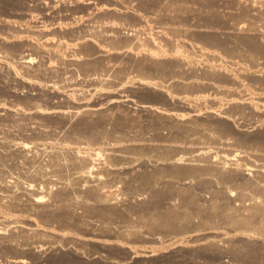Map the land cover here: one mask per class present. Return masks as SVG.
<instances>
[{"label":"rangeland","instance_id":"1","mask_svg":"<svg viewBox=\"0 0 264 264\" xmlns=\"http://www.w3.org/2000/svg\"><path fill=\"white\" fill-rule=\"evenodd\" d=\"M238 1L0 0V55L34 56L20 71L8 68L0 56V264H264V219L252 216L260 224L253 219L248 228L256 231L244 227L247 234L240 225L237 233L225 219L231 209L233 215L248 213L245 199L254 190L246 188L245 199H234L229 189L244 188V178L255 179L257 173L243 176L224 167L210 178L198 161L223 150L253 148L254 139L264 137V56L236 42L253 28L264 44V0ZM113 21L118 24L112 26ZM150 33L168 51L179 44L198 60L170 53L151 60L146 51L124 50L127 41L151 47ZM61 38L76 39L78 45L62 49ZM37 43L45 46L38 49ZM214 63L219 68L211 71L208 65ZM206 74L222 80L204 82ZM21 140L35 143L36 150L13 144ZM80 141L108 150L101 160L113 162L103 171L113 199L93 196L92 179L85 187L77 185L69 162L57 166L44 201L20 194L22 180L39 182L35 174L56 170L49 163L59 154L71 155L68 148ZM179 157L194 161L177 163ZM175 166L186 174L172 177ZM190 166L199 174H189ZM72 184L80 197L75 192L74 197ZM83 198L87 205L79 203ZM5 205L14 212L8 211L10 216L22 212L24 218H3ZM167 211L179 214L175 228L152 225ZM33 219L60 231L49 235L48 225L30 230ZM63 228L69 235L61 234ZM18 257L25 262L11 261Z\"/></svg>","mask_w":264,"mask_h":264},{"label":"bare ground","instance_id":"2","mask_svg":"<svg viewBox=\"0 0 264 264\" xmlns=\"http://www.w3.org/2000/svg\"><path fill=\"white\" fill-rule=\"evenodd\" d=\"M241 3H243L242 1H245V0H239ZM238 1V2H239ZM253 2H257L258 0H252ZM256 7V6H255ZM250 9V8H249ZM242 23V22H241ZM118 23H116V22H111V25L112 26H114V25H117ZM238 24H240V23H238ZM134 31V30H133ZM248 31H249V34H247V35H241V36H238V38L236 39L237 41V44L239 45H241L243 48H245V49H247V51L246 52H254V53H257V54H259V55H262V56H264V44L263 43H260L259 42V40H258V36L257 35H255V33H253L254 31H253V28L251 29V28H249L248 29ZM252 33H251V32ZM109 32H113L114 33V31H109ZM113 33H110L109 34V36L110 37H112V39H113ZM251 34H254V35H251ZM90 36H92V37H95L94 36V34L93 35H90ZM136 42H138V41H140V38L139 37H137V35H136ZM61 39H63V41H59V45H61V47L62 46H64V47H70V46H73V45H75V44H77V42L75 41V40H73V41H64V38H61ZM60 39V40H61ZM205 40H208V38H204ZM49 40V39H48ZM80 40V39H79ZM149 40H150V43L152 44V46L151 47H148V48H141L142 47V44H138V45H133L132 44V41H127L126 42V45H125V48H124V50H132V53H133V51H135V52H139V51H146V54H148V57H150V59L151 60H155V59H157L158 60V58L159 57H161V56H163V55H165V54H168V53H170V55H171V57H176V56H178L179 58L181 57V58H185V59H188V58H190V59H192V60H194V61H196V58H197V55H192L190 52H188V50H186V49H184L183 47H182V45H179V44H176V45H174V48H172L170 51H168L167 49H165L164 48V45L160 42V41H158L157 40V38L155 37V36H153L151 33H150V37H149ZM79 43V42H78ZM48 44V43H47ZM39 44L37 43V45H35V46H37V48L38 49H40L41 47H44V46H41V45H39ZM49 45V44H48ZM54 45H56V44H54ZM58 45V46H59ZM78 45V44H77ZM239 45V46H240ZM41 46V47H40ZM57 47V46H56ZM36 48V47H35ZM36 48V49H37ZM51 48V47H50ZM83 48V47H82ZM37 49V50H38ZM47 49V48H46ZM62 49H63V47H62ZM62 49H60V50H62ZM85 49V48H84ZM105 49V48H104ZM43 50H44V48H43ZM50 50V49H49ZM167 50V51H166ZM232 50V49H231ZM230 50V51H231ZM55 51H59V49L57 50V49H55ZM86 51V50H85ZM91 51V50H90ZM228 52H229V50H228ZM6 53V52H5ZM62 53V52H61ZM60 53V54H61ZM85 53V55L86 54H88L89 53V51H87V53L86 52H82V54H84ZM91 53V52H90ZM231 53H233V52H231ZM57 54V53H56ZM134 54H136V53H134ZM79 55V54H78ZM81 55V54H80ZM174 55V56H173ZM1 56V60L5 63V64H7V66H8V68H11V69H15V70H19V67L21 66V64H22V62H33L34 61V56L32 57L31 55H27V56H23V57H21V58H18V60H16V59H12V57L11 56H7V54L6 55H0ZM10 57V58H9ZM18 57V56H17ZM20 57V56H19ZM77 57V56H76ZM166 57V56H165ZM168 57V56H167ZM177 58V57H176ZM197 60H198V58H197ZM153 62V61H152ZM156 62V61H155ZM88 63V62H87ZM138 64H140L141 66L143 65V64H141V63H138ZM137 64V65H138ZM155 64V63H154ZM139 65V66H140ZM226 65V64H225ZM140 66V67H141ZM227 66H228V64H227ZM225 67L224 69L225 70H229L230 68H229V66L228 67ZM52 67V66H51ZM139 67V68H140ZM144 67V66H143ZM142 67V68H143ZM139 68L137 67V69L139 70ZM208 68L211 70V71H214L215 69H218L219 68V66H218V64L216 63H214V64H209L208 65ZM141 69V68H140ZM14 71V70H13ZM20 71V70H19ZM15 73H17L16 71H15ZM140 75V74H139ZM210 77V78H207V77ZM134 78H137L138 79V81H140V82H142V83H147V81H146V77L144 76L143 77V75L142 76H135ZM130 79V78H129ZM128 79V80H129ZM136 79V80H137ZM148 80V79H147ZM222 80V78H221V76H216V74H212V75H210V74H206L205 76H204V82H214V81H221ZM203 81V80H202ZM127 82V81H126ZM237 85H238V87H239V85L241 86V85H245L243 82H238L237 83ZM244 86H241V88H243ZM197 96H200V95H197ZM195 98H196V96H194ZM215 98H216V96H215ZM152 107V106H151ZM155 109V108H154ZM155 110H157V111H164L163 109H158V108H156ZM221 112H219L218 111V109L217 110H215V114H220ZM170 114H173V115H175V116H177V117H179V116H183V115H181V114H177V113H170ZM230 117H233V115H229V118ZM234 119L232 118V121H233ZM229 125V124H228ZM227 126V125H226ZM226 126H224V128L222 127V129H230V127H226ZM230 126V125H229ZM232 127V126H231ZM221 129V130H222ZM231 130V129H230ZM229 130V131H230ZM222 131H224V130H222ZM225 131H228V130H225ZM228 131V132H229ZM14 140V139H13ZM15 141V140H14ZM104 141V140H103ZM107 141V140H106ZM254 141H255V146L253 147V148H245V149H241V147H239V148H235V149H232V151H224L223 150V154H215V156H213L212 157V159H208V158H205V159H207V160H205V159H201V157L199 158V159H201V160H198L199 162H202V164H201V167H203V168H199V169H203V170H205V172L203 173V174H206V175H209V177H210V175L211 176H216V175H220L221 174V170L224 168V167H226V169H227V167L228 168H231L233 171H237V172H239V174L241 175L242 173L244 174L246 171V175H252V172H255V173H257L255 176H257L255 179H253L252 177V179H250V177L249 178H247L246 176V180H245V178H244V180L243 181H245V184L243 183L242 184V186H245L244 188L242 187L241 188V186H239L240 187V190H239V192L237 193V191L238 190H236L235 192H234V190L233 189H229V191H230V196H235L234 197V199L236 198V197H240V198H242V199H245V193H244V190L246 189V188H248V189H250V190H254V192H257L256 194H258V195H256V196H252L253 195V193H252V195H248L249 197H247L245 200L246 201H250L249 202V205H247V206H245V209L243 208V210L245 211V210H247L248 211V213L247 214H245V215H236V214H232V213H234L233 212V210L231 209V211H232V213H230L231 211H229V213H226L225 214V219H226V221H228V223H230V224H233V226L231 225V227H233L234 228V225H240V227L242 228V230H243V228L245 227V229L246 230H248L249 228L248 227H251V226H253V219H254V217H252V216H259V217H262L263 219H264V163L263 164H260V165H258V164H255V163H252L251 161H253L252 159L254 158L255 159V161H259V160H263L264 161V137L263 138H258V137H256L255 139H254ZM35 142V141H34ZM89 142V141H88ZM88 142H79V143H77V144H75L74 146L72 145L70 148H68L69 147V144H66L67 145V147L66 148H68V150L67 151H69L70 149H72L73 150V153L71 154V155H69V156H66V155H57V158L55 159V157H53L52 159H51V161H53V159H55L53 162H50L49 163V167H56V170H54V169H52L51 171H47V172H44V171H42V170H39V172H37L36 174H35V176H36V178H38V180H39V182H37V183H33L32 181H24V180H22L21 181V183L23 184V185H20L19 187H22L21 189H20V194H22L23 196H25V197H27V198H29V200H32V201H34V202H36V203H39V201L41 202V200H43L44 198V196L47 194V196H48V193L50 194V190H51V185H54L55 184V182H53L54 181V179H52L53 178V175L55 176V174L57 173V168L58 167H60L61 165H63V164H65L66 162H69V164H71L72 165V167H74L73 168V172H71V174H72V176H73V178L74 179H76V181H77V185H79L80 187L81 186H84V185H87V181L90 179V181H95V184H90L89 185V183H88V189L89 190H91L90 192L91 193H93V196H95V197H98L99 199L101 198L102 199V202L103 201H110L111 200V198L113 199V196H112V194H114V192H113V190L111 189L112 187V185H109V184H107L106 183V181L104 180V176H103V173H105V172H103L104 170H107L108 168H112V166H110V164H112V163H110V161H106V160H104V161H102L101 159H102V157H103V155H105V154H108V150L106 151V148L104 147H102L101 145V147L99 146V147H96V146H94L93 147V145L91 146V143H88ZM98 142V141H97ZM97 142H96V144H97ZM108 142V141H107ZM130 142V141H129ZM44 143V142H43ZM66 143V142H65ZM99 143V142H98ZM104 143H106V142H104ZM110 143V142H109ZM198 143V142H197ZM204 144L206 143V142H203ZM202 143V144H203ZM12 144V143H11ZM14 145H19L20 147H21V149L22 150H25V151H30V150H36V149H32L33 147H35V148H37V145L35 144V143H33V142H30V141H23V140H21V142H18V141H16V142H14L13 143ZM64 144V143H63ZM72 144V143H71ZM113 144V143H112ZM210 144V143H209ZM107 145V144H106ZM109 145V144H108ZM111 145V144H110ZM109 145V146H110ZM230 145V144H229ZM40 146H42V150H43V148H45V146L46 145H44V144H42V145H40ZM168 146V145H167ZM227 146V145H226ZM96 147V148H95ZM66 148H65V150H66ZM210 148H214V147H210ZM219 148V147H218ZM231 147L229 146V149H230ZM71 150V151H72ZM111 150H113L112 148H111ZM119 150V149H118ZM226 150V149H225ZM62 151V150H61ZM198 151H200V150H198ZM65 152V151H64ZM27 153V152H26ZM54 153H55V151H54ZM66 153V152H65ZM68 153V152H67ZM71 153V152H70ZM70 153H68V154H70ZM198 153H200V152H198ZM29 154V153H28ZM110 154V153H109ZM55 155V154H54ZM200 155H202V154H200ZM53 156V155H52ZM115 156V155H114ZM107 157V156H106ZM123 157V156H122ZM170 157V155L168 156V158ZM241 157V158H240ZM243 157H246V159L247 158H249V159H251L250 160V162H244L243 160ZM105 158V157H104ZM103 158V159H104ZM108 158V157H107ZM167 158V157H166ZM175 158V157H174ZM203 158V157H202ZM211 158V157H210ZM34 159V158H33ZM110 159V158H109ZM108 159V160H109ZM172 159V158H171ZM190 158H184V157H179V158H177V160H180L179 162H177V163H182V162H185L184 160H189ZM111 160V159H110ZM193 160V159H192ZM191 159H190V161H192ZM196 160H197V158H196ZM36 161V160H35ZM35 161H32V162H35ZM194 161V160H193ZM192 161V162H193ZM243 161V162H242ZM38 162H39V160H38ZM254 162V161H253ZM36 164H38L37 162H35ZM191 163V162H190ZM196 163V162H195ZM194 164V163H193ZM198 165H200V163H197ZM66 165V164H65ZM189 165V164H188ZM192 165V164H191ZM58 166V167H57ZM169 166V165H168ZM194 166V165H193ZM40 167V166H39ZM116 167V166H115ZM170 167V166H169ZM189 167V166H188ZM48 168V167H47ZM61 168V167H60ZM60 168H58V169H60ZM171 168H173V167H171ZM191 168H193V167H191L190 166V170H189V174H192V175H194L195 174V172L197 173L198 171L196 170L197 168L196 167H194V169L196 170H194V169H191ZM40 169H43L42 167H40ZM49 169H51V168H49ZM62 169V168H61ZM174 169V168H173ZM230 169V170H231ZM232 170L230 171V172H232ZM59 171V170H58ZM172 170H170V172H171ZM223 171V170H222ZM173 172V173H172ZM170 174H171V176H172V174L175 176V177H179V176H182V174H186L185 172V170L183 169V168H181L180 166L179 167H176L175 166V170H173ZM229 172V171H228ZM229 172V173H230ZM236 172V173H237ZM108 173V172H107ZM201 173V172H200ZM254 173V174H255ZM50 175V176H47V175ZM58 174V173H57ZM188 174V175H189ZM198 174H199V172H198ZM197 174V175H198ZM242 174V175H243ZM105 175V174H104ZM202 175V174H201ZM232 175V174H231ZM258 175H261V176H259L258 177ZM106 176V175H105ZM136 176V175H135ZM184 176V175H183ZM244 176V175H243ZM92 177V178H91ZM146 177V176H145ZM173 177V176H172ZM232 177V176H231ZM236 177V176H235ZM238 177V176H237ZM240 177V176H239ZM60 178H62V177H60ZM211 178V177H210ZM233 178H234V176H233ZM68 179H70V178H68ZM92 179V180H91ZM135 179V178H134ZM59 180V179H58ZM65 180V179H64ZM232 180V179H231ZM18 181H20V180H18ZM70 181V180H69ZM92 181V182H93ZM147 181V180H146ZM214 181V180H213ZM236 181V180H235ZM3 182H5V181H3ZM16 183V182H15ZM19 184V183H18ZM50 184V185H49ZM71 184V183H70ZM74 184H76V183H74ZM15 185H17V183L15 184ZM66 185V184H65ZM67 185H68V183H67ZM16 187V186H15ZM17 187H18V185H17ZM55 187V186H54ZM80 187H76V189L78 190ZM85 187V186H84ZM63 188V187H62ZM70 190L71 189H73V193L75 192L74 190V187H73V184L72 185H70ZM56 189V188H55ZM66 189V188H65ZM235 189H236V187H235ZM17 190V189H16ZM70 190H69V192H70ZM11 191V190H10ZM79 191V190H78ZM55 192V191H54ZM56 192H57V190H56ZM68 192V195H70L71 193H72V191L69 193ZM252 192V191H251ZM51 193H53V192H51ZM76 194H77V191L75 192ZM74 193V194H75ZM180 193V192H179ZM182 193V192H181ZM11 193H9V194H7L9 197H11L12 196V194L10 195ZM20 194H19V197H20ZM73 194V195H74ZM75 194V198H76V196L79 194H77L76 195ZM21 195V196H22ZM53 195H55V193L54 194H52V197H54ZM2 196V195H1ZM6 196V195H5ZM51 196V195H50ZM58 196V195H57ZM60 196H61V194H60ZM86 196V195H85ZM186 196V195H185ZM7 197V196H6ZM16 197V196H15ZM64 197H66V195L64 196ZM71 197H72V194H71V196H70V199H71ZM74 197H72V199L74 198ZM77 197H80V194H79V196H77ZM232 197V198H233ZM16 198H18V197H16ZM56 198V197H55ZM55 198H53L54 200H55ZM60 198V197H59ZM58 198V199H59ZM61 198H62V196H61ZM67 198V197H66ZM97 198V199H98ZM186 198V197H185ZM184 198V199H185ZM188 198V197H187ZM71 199V200H72ZM81 199V198H80ZM241 199V200H242ZM61 200V199H60ZM74 200V199H73ZM78 200V199H77ZM77 200H76V203H78L77 202ZM84 200V198L82 199V201L80 200L79 201V203L81 202V204H83V205H87V204H85V203H87V200L85 199L84 201H86L85 203H82V202H84L83 201ZM238 200H240V199H238ZM44 201V200H43ZM56 201V200H55ZM54 202V201H53ZM58 202V201H57ZM61 202V201H60ZM244 202V201H243ZM80 204V205H81ZM241 204V203H240ZM244 205H245V202H244ZM6 206V205H5ZM90 206V205H89ZM243 206V205H242ZM85 207H87V206H85ZM2 208H3V206H2ZM5 208V207H4ZM67 208V207H66ZM91 208V207H90ZM201 208V207H200ZM236 208H237V206H236ZM11 209V208H10ZM6 211H7V206H6V209H5ZM14 210V209H13ZM172 210V209H171ZM213 210V209H212ZM2 211V210H1ZM6 211H4V209H3V212H6ZM9 211V210H8ZM8 211L6 212V213H2L3 214V218H8V216H10V214L8 213ZM11 212H12V210H10ZM9 211V212H10ZM18 211V210H17ZM96 211V210H95ZM236 211V210H235ZM10 212V213H11ZM72 212V211H71ZM168 212V213H167ZM166 212V214L164 213V214H160V215H157L153 220L155 221V223H154V221L151 223V221H147V223H146V221H144V224L145 225H147L148 224V227H150V226H152V225H158V226H164L165 228H170V230H171V228H175V226H177L178 224L177 223H179L178 222V219H177V216L179 215L178 213H176V212H171V211H167ZM240 212H242V211H240ZM13 213V215H14V212H12ZM93 213V212H92ZM238 213V212H237ZM244 212H242V214H243ZM246 213V212H245ZM5 214H8V215H5ZM17 214V213H16ZM15 214V215H16ZM24 213H22V212H20L19 213V215H16L17 217H19L18 219H20L21 217L22 218H24L23 215ZM182 214V213H181ZM184 214V213H183ZM182 214V215H183ZM239 214V213H238ZM12 215V214H11ZM67 215V214H66ZM186 215V214H185ZM236 215V216H235ZM16 216H10L9 218H12V221H13V218L14 217H16ZM76 216V215H75ZM17 217L15 218V219H17ZM26 217V216H25ZM28 217V216H27ZM26 217V218H27ZM64 217V219H62L63 221H67V220H65V217L66 216H62L61 218H63ZM184 217H187V216H184ZM25 218V219H26ZM69 218V217H68ZM180 218H182V217H180ZM28 219V218H27ZM60 219V218H59ZM66 219H67V217H66ZM257 218H255L254 220H256ZM34 220V219H33ZM36 220V219H35ZM35 220H34V222H35ZM260 221V219L257 221L256 220V222L258 223ZM263 221V223L260 225V227L261 228H263L264 229V220H262ZM16 222H23V221H19V220H16ZM33 222V224H34V226L33 225H29V227H28V229H30V230H37V229H39L40 227H42L41 226V223H38L37 221L34 223ZM42 222V221H41ZM152 224V225H151ZM260 223H258L257 225H259ZM47 225H48V228L47 229H45V227H47ZM46 226L44 225L42 228L43 229H45V231H49L48 232V234L50 235V232H51V230L53 229V228H51V226H50V228H49V224H47ZM66 225V224H65ZM6 226V225H5ZM23 226H25V224L23 225L22 224V227ZM237 226V227H238ZM56 227V226H55ZM24 228V227H23ZM248 228V229H247ZM257 228V233H259L258 231L260 230V228H259V226L258 227H256ZM258 228H259V230H258ZM43 229H42V231H43ZM60 229V228H59ZM237 229H239V227L238 228H236V232L238 233V231L239 230H237ZM262 229V230H263ZM40 230H41V228H40ZM40 230H38L39 231V233H41L40 232ZM56 229H53L52 231V233H54V231H55ZM65 229L63 228V232L61 231V234H63V235H69V232L68 231H64ZM174 230V229H173ZM176 230V229H175ZM233 231H234V229H232ZM246 230H243V231H245V233H246ZM249 230H254V227H253V229L251 228V229H249ZM248 230V232H250ZM57 231H60V230H57ZM57 231H55V232H57ZM254 231H256V229L254 230ZM261 231V230H260ZM44 232V231H43ZM131 232H133V233H135V232H137V230L134 232V231H132V229H131ZM171 232V231H170ZM241 233L240 234H244L245 236H246V234L248 233H242V231H240ZM253 232V231H252ZM251 232V233H252ZM1 233H3V231H2V229H0V235H1ZM231 233V232H230ZM235 233V232H234ZM255 234H256V232H254ZM253 233V234H254ZM42 234H44V236H47V235H45V232L44 233H42ZM58 234H60L59 232H58ZM137 234V233H136ZM228 234V232L227 231H225V233H224V235L226 236ZM48 235V236H49ZM250 235V234H249ZM60 236H62V235H60ZM72 236H74V235H72ZM224 236V237H225ZM228 236H229V234H228ZM227 236V237H228ZM246 237H248V236H246ZM78 238V237H77ZM78 240V239H77ZM14 242V241H13ZM214 245V244H213ZM128 246V245H127ZM134 252V251H133ZM260 259H262V258H260ZM264 259V258H263ZM262 259V260H263ZM12 262H23L24 261V258H20V257H18V258H13L12 260H11ZM2 261H0V263H1ZM25 262V261H24ZM23 262V263H24ZM263 262H264V260H263ZM262 262V263H263Z\"/></svg>","mask_w":264,"mask_h":264}]
</instances>
